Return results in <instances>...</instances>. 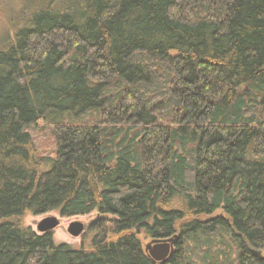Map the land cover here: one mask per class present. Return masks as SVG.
<instances>
[{"label": "trees", "instance_id": "1", "mask_svg": "<svg viewBox=\"0 0 264 264\" xmlns=\"http://www.w3.org/2000/svg\"><path fill=\"white\" fill-rule=\"evenodd\" d=\"M20 7L0 49V264H264V0ZM53 210L97 211L80 249L21 221ZM141 234L179 236L161 263Z\"/></svg>", "mask_w": 264, "mask_h": 264}, {"label": "rangeland", "instance_id": "2", "mask_svg": "<svg viewBox=\"0 0 264 264\" xmlns=\"http://www.w3.org/2000/svg\"><path fill=\"white\" fill-rule=\"evenodd\" d=\"M22 2H25V0H0V49L4 48L8 40L11 39L15 25L19 26L22 24V20H20L21 14L18 12L21 10L20 6ZM51 130H53L51 126L43 123V121L32 127L34 138L41 148L38 149L39 153H52L53 141L50 135ZM51 214L57 215L60 218V224L52 232L56 242L69 243L74 249H80L86 234L85 232L89 229V225L98 217L97 211L86 215L62 216L58 211L53 210L43 214L27 213L21 218V221L24 225L31 226L34 231L41 234L37 230V224L41 219ZM73 220H80L86 224V231L81 236H74L68 231V226ZM141 236L144 247H146L148 242L153 240L145 237L143 234Z\"/></svg>", "mask_w": 264, "mask_h": 264}, {"label": "water", "instance_id": "3", "mask_svg": "<svg viewBox=\"0 0 264 264\" xmlns=\"http://www.w3.org/2000/svg\"><path fill=\"white\" fill-rule=\"evenodd\" d=\"M60 224V218L57 215H48L41 219L37 224V230L40 233L53 232V230ZM68 231L74 236H81L86 231V224L80 220H73L68 226ZM178 235L155 238L148 242L146 250L154 261L164 262L168 259L175 249V241Z\"/></svg>", "mask_w": 264, "mask_h": 264}]
</instances>
